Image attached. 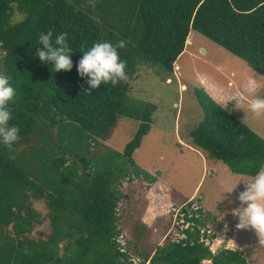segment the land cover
I'll use <instances>...</instances> for the list:
<instances>
[{
    "label": "trees",
    "instance_id": "trees-1",
    "mask_svg": "<svg viewBox=\"0 0 264 264\" xmlns=\"http://www.w3.org/2000/svg\"><path fill=\"white\" fill-rule=\"evenodd\" d=\"M15 12L22 19L12 22ZM50 29L53 41L56 35L67 34L73 52L71 71L54 72L51 64L38 58L43 47L39 34ZM191 30L264 75V0H0V74L16 89L9 104L10 125L20 130L11 153L15 159L0 143V264L131 262L128 250L121 251L116 240L117 205L125 196L119 186L123 178H130L129 170L141 173L132 154L150 128L155 105L142 106L139 127L122 152L93 151L92 146L114 127L129 83L101 84L87 92L78 61L96 42L124 41L126 46L118 51L127 77L134 76L141 64L160 63L172 70ZM200 84L205 86L202 78ZM194 93L203 114L189 132L193 144L233 173L254 176L264 165V138L229 106L221 109L203 88ZM31 198L46 200L52 226L46 238L28 236L39 221ZM191 204L180 212L194 227L190 224L181 229L183 237L156 245L144 261L251 264L240 250L213 252L200 241L202 209L190 210Z\"/></svg>",
    "mask_w": 264,
    "mask_h": 264
},
{
    "label": "rangeland",
    "instance_id": "rangeland-1",
    "mask_svg": "<svg viewBox=\"0 0 264 264\" xmlns=\"http://www.w3.org/2000/svg\"><path fill=\"white\" fill-rule=\"evenodd\" d=\"M21 19L22 14L15 12L11 21ZM2 55L0 49V60ZM201 78L205 86L200 84ZM126 80L129 89L123 110L109 135L101 138L100 144L92 146V150L104 152L110 148L122 152L139 127L142 106L148 102L155 105L150 129L132 154L135 167L141 169V173L133 174L129 170L130 178H123L119 186L125 196L117 205L122 238L116 239L124 242L129 263L148 264L144 258L156 245L183 237L181 229L190 224L194 227V223L185 220L184 213L180 212V208L191 201L190 210L192 206L202 209L200 241L213 252L223 248L237 249L249 263L264 264V247L259 245L255 232L238 230L239 219L233 214V210L241 206L238 195L245 190L243 181L254 176L233 173L223 162L200 151L193 152L185 145V142L190 143L189 132L203 114L195 88H203L217 101L223 95L246 104L252 95L264 98V75L209 37L191 30L186 49L173 63L172 70L160 63L141 64L135 75ZM249 80L257 85L254 94L247 91ZM127 105L130 108L126 111ZM226 106L264 138V116L256 117L246 109V112L235 109L234 102H228ZM156 180L168 185L169 190H164L171 195L170 204L160 196L163 188ZM31 205L39 214V221L34 223L28 236L46 238L52 232L46 200L31 198ZM192 214L190 211L188 216ZM146 225L151 230L140 228ZM234 239L236 242L232 241ZM201 264L213 263L208 260Z\"/></svg>",
    "mask_w": 264,
    "mask_h": 264
},
{
    "label": "clouds",
    "instance_id": "clouds-1",
    "mask_svg": "<svg viewBox=\"0 0 264 264\" xmlns=\"http://www.w3.org/2000/svg\"><path fill=\"white\" fill-rule=\"evenodd\" d=\"M53 35L51 29L47 33L39 34L38 44L43 47L38 51L37 56L41 63L51 64L54 67V72L71 71L73 52L68 44L67 34L56 35L54 41ZM125 46L124 41H119L115 45L104 41L96 42L88 50L82 51L83 56L78 61L77 70L80 77L87 78L89 85L87 92H91V89H98L101 84L116 86L127 79L126 62L120 59L118 51ZM256 88L255 81L249 80L247 91L254 94ZM16 94V89L10 83V78L0 74V143L7 146L10 159H15L11 153L14 151L13 146L20 139L19 128L10 125L12 113L9 110V104L14 101ZM228 102H234L233 108L235 109L244 111L246 109L256 117L264 116V98L259 96L252 95L247 99L246 104H241L238 100L233 101L232 97L223 95L217 101L221 109H224ZM243 182L245 190L238 195L241 206L233 210V214L239 219L236 227L238 230H253L259 245L264 247V166L260 167L253 178ZM192 208L194 209L193 206Z\"/></svg>",
    "mask_w": 264,
    "mask_h": 264
},
{
    "label": "crops",
    "instance_id": "crops-1",
    "mask_svg": "<svg viewBox=\"0 0 264 264\" xmlns=\"http://www.w3.org/2000/svg\"><path fill=\"white\" fill-rule=\"evenodd\" d=\"M217 101V100H216ZM150 126H151V123H150ZM150 129V128H149ZM190 137V136H189ZM143 138V137H142ZM189 144L188 143H186L185 142V145H187L188 146V148L190 149V150H192L193 152H202L204 155H206V153L203 151V150H201L199 147H197L196 145H194L193 144V142L191 141V138H190V140H189ZM197 154V153H196ZM220 161V160H219ZM232 172V171H231ZM160 183H161V185H160ZM162 181H160V180H156V184H158V186L160 187L161 186V188H163L162 189V194H160V196L164 199V201H168L169 203L168 204H170V202H172V200H171V195H169V191H167L168 192V195H167V193H166V191L164 190V189H168L169 190V188H168V185L167 184H165V183H163ZM158 188V187H157ZM156 189V188H155ZM168 196V197H167ZM169 196H170V198H169ZM196 205V204H195ZM142 222H144V224H147V222L146 221H144V218H142ZM139 226V225H138ZM137 226V227H138ZM149 225H146V226H144V228H143V226L142 227H140V228H142V230H151L150 229V227H148ZM141 230V229H140ZM232 241H235L236 242V240L234 239V240H232ZM203 261H208V260H203Z\"/></svg>",
    "mask_w": 264,
    "mask_h": 264
},
{
    "label": "built area",
    "instance_id": "built-area-1",
    "mask_svg": "<svg viewBox=\"0 0 264 264\" xmlns=\"http://www.w3.org/2000/svg\"><path fill=\"white\" fill-rule=\"evenodd\" d=\"M120 236V238H122V235L121 234H119L117 237H119ZM117 240V239H116ZM118 242L120 243V249H121V251H124L125 250V248H124V242L123 241H119L118 240Z\"/></svg>",
    "mask_w": 264,
    "mask_h": 264
},
{
    "label": "bare ground",
    "instance_id": "bare-ground-1",
    "mask_svg": "<svg viewBox=\"0 0 264 264\" xmlns=\"http://www.w3.org/2000/svg\"><path fill=\"white\" fill-rule=\"evenodd\" d=\"M190 42H191V40H190Z\"/></svg>",
    "mask_w": 264,
    "mask_h": 264
}]
</instances>
